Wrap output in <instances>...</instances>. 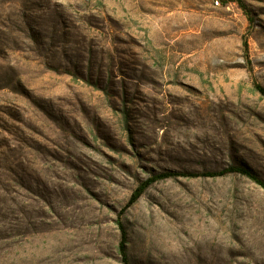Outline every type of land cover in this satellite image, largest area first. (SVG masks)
Instances as JSON below:
<instances>
[{"label": "rangeland", "instance_id": "rangeland-1", "mask_svg": "<svg viewBox=\"0 0 264 264\" xmlns=\"http://www.w3.org/2000/svg\"><path fill=\"white\" fill-rule=\"evenodd\" d=\"M214 1L0 0V264H264L245 176L126 208L264 181V0Z\"/></svg>", "mask_w": 264, "mask_h": 264}, {"label": "trees", "instance_id": "trees-1", "mask_svg": "<svg viewBox=\"0 0 264 264\" xmlns=\"http://www.w3.org/2000/svg\"><path fill=\"white\" fill-rule=\"evenodd\" d=\"M224 4H227L229 2H237L243 11L250 16L249 10L246 8L245 4L241 0H222ZM252 21V20H250ZM244 50L245 53L247 54V58L249 59L248 56V42L245 39L244 40ZM255 88L256 90L264 97V88L258 84L255 83ZM240 174L242 176H245L252 180L255 184H257L259 187L264 189V181L258 178L253 172H251L248 169L244 168H235V167H230L229 169L222 170L220 172H205V173H178V172H167V173H160L155 175L154 177L148 179L144 183H142L133 193L131 196L129 203L127 204L126 208L128 209L137 201L140 199V197L145 193V191L155 182L165 180L168 178H175L178 176H185V177H190V178H199V177H205V178H218V177H223L226 176L227 174ZM119 227L122 231V238H121V243H120V248L119 251L122 255V261L124 264H129V258L127 256L126 248H125V243H126V233H125V228L123 224L119 223Z\"/></svg>", "mask_w": 264, "mask_h": 264}, {"label": "built area", "instance_id": "built-area-1", "mask_svg": "<svg viewBox=\"0 0 264 264\" xmlns=\"http://www.w3.org/2000/svg\"><path fill=\"white\" fill-rule=\"evenodd\" d=\"M214 5H216L217 7H219L221 5V0H215L214 1Z\"/></svg>", "mask_w": 264, "mask_h": 264}]
</instances>
